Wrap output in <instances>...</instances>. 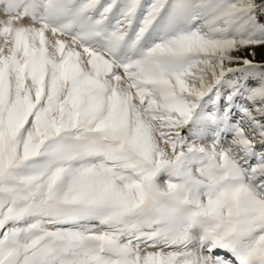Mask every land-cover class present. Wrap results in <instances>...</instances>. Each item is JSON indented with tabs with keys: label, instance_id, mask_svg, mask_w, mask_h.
I'll return each instance as SVG.
<instances>
[{
	"label": "snow or ice",
	"instance_id": "obj_1",
	"mask_svg": "<svg viewBox=\"0 0 264 264\" xmlns=\"http://www.w3.org/2000/svg\"><path fill=\"white\" fill-rule=\"evenodd\" d=\"M260 46L264 0H0V264H264Z\"/></svg>",
	"mask_w": 264,
	"mask_h": 264
},
{
	"label": "rangeland",
	"instance_id": "obj_2",
	"mask_svg": "<svg viewBox=\"0 0 264 264\" xmlns=\"http://www.w3.org/2000/svg\"><path fill=\"white\" fill-rule=\"evenodd\" d=\"M254 51H255V57H254L255 61L264 62V46L256 47ZM238 55H244L247 56L249 59H253L252 56L248 55L247 51L238 53Z\"/></svg>",
	"mask_w": 264,
	"mask_h": 264
}]
</instances>
